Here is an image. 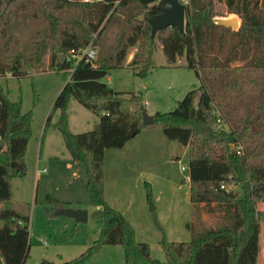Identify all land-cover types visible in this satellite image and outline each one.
Masks as SVG:
<instances>
[{
    "label": "trees",
    "instance_id": "1",
    "mask_svg": "<svg viewBox=\"0 0 264 264\" xmlns=\"http://www.w3.org/2000/svg\"><path fill=\"white\" fill-rule=\"evenodd\" d=\"M160 1L0 0V80L9 74L20 79L31 72L75 67L54 103L53 111H61L55 126L73 160L84 164L93 215L104 221L99 240L78 257L63 263L43 259L40 264H84L101 245H121L125 264H259L264 224V0H219L240 17L237 29L215 21L219 13L214 0H190L186 30L168 27L152 38L148 17L160 12ZM133 11H144L145 22H137ZM115 26L120 32L112 53L102 45L94 63L82 60L75 65L69 58L72 49L85 48L92 40L97 44ZM157 43L168 64L184 57L181 65L196 71L201 86L190 90L174 110L156 112L155 122L159 118L164 135L189 150L195 217L201 205L207 211H223L219 227H203L199 215L196 222H188L187 228L196 232L190 241L164 237V261L152 256L150 245L136 239L129 219L107 202L104 171L107 149L124 147L150 126L143 123L141 95L116 91L104 78L125 67L128 50L137 45L128 65L136 75L147 76L155 68ZM59 54L65 55L61 62ZM122 93L132 98L118 97ZM72 97L99 116L96 130H69ZM32 121L33 111L24 112L22 100H12L0 81V154H6L5 159L0 156V205L13 195L12 180L27 173ZM48 201L52 213L65 207L55 198ZM29 222L28 216L0 207L4 264H25Z\"/></svg>",
    "mask_w": 264,
    "mask_h": 264
},
{
    "label": "rangeland",
    "instance_id": "2",
    "mask_svg": "<svg viewBox=\"0 0 264 264\" xmlns=\"http://www.w3.org/2000/svg\"><path fill=\"white\" fill-rule=\"evenodd\" d=\"M214 2L219 13L216 18L237 17L241 23L240 17L228 12L223 2ZM133 13L137 14V22L141 21V14L146 18L144 11ZM119 32L118 27H112L98 40V58L102 45L107 52L114 51ZM138 46L128 50L126 62L129 56L133 58ZM179 61L168 64L162 46L157 43L153 55L155 68L147 76L136 75L126 63L125 67L108 74L104 81L116 90L141 95L144 109L149 114L168 113L190 90L201 86L196 71ZM181 61L184 62L185 58L182 57ZM43 66H49L47 57ZM70 74L65 70L39 74L31 72L20 79L10 75L0 80L12 100H22L24 112L33 111L32 135L25 154L27 173L12 180L13 195L0 205L30 219V250L25 264H40L43 259L57 263L74 259L99 240L104 225L103 219L93 215L94 207L85 185V166L73 160L62 133L55 126L61 111H53V106ZM67 119L69 130L73 133L99 127V116L74 97L67 108ZM0 156L6 158L5 153ZM189 162L188 148L164 135L159 118L155 124L143 127L124 147L105 151L107 202L129 219L136 239L147 242L152 256L161 261L165 260L162 239L190 241L196 232L186 225L196 222L198 215L203 227H219L223 222L222 210L207 211L203 205L195 217V206L190 200ZM182 166L186 169L182 170ZM231 186L238 189L236 185ZM48 197L59 200L67 208L89 209L88 221L77 222L48 211L53 207ZM151 203L155 206L154 210H150ZM260 208L264 209V203L260 204ZM261 233L264 247V224L261 225ZM1 260L0 264H4ZM84 264H125L124 249L121 245H101Z\"/></svg>",
    "mask_w": 264,
    "mask_h": 264
},
{
    "label": "water",
    "instance_id": "3",
    "mask_svg": "<svg viewBox=\"0 0 264 264\" xmlns=\"http://www.w3.org/2000/svg\"><path fill=\"white\" fill-rule=\"evenodd\" d=\"M200 8L203 7L199 4ZM160 12L158 14L148 17V23L151 26V36L155 38L159 30L176 27L179 31L184 32L186 30V13L187 7L180 3L179 0H161L158 4ZM145 18L144 14L139 16V20L143 21ZM215 21L219 24L232 27L237 29L240 26L237 17L229 19L215 18ZM64 54H59V62L64 59ZM118 97L130 100L132 95L129 93L119 94ZM155 122V115L149 114L145 109H143V123L145 125H151ZM155 206L151 203L150 210H154ZM55 215H62L75 219L77 222H87L89 219V211L87 209L81 208H67L63 207L57 209Z\"/></svg>",
    "mask_w": 264,
    "mask_h": 264
},
{
    "label": "built area",
    "instance_id": "4",
    "mask_svg": "<svg viewBox=\"0 0 264 264\" xmlns=\"http://www.w3.org/2000/svg\"><path fill=\"white\" fill-rule=\"evenodd\" d=\"M84 1H92V0H84ZM180 3L184 4L186 7H188L190 0H179ZM98 57V50L97 46L94 43V40H92L89 45L85 48L80 49H72L70 51V59L74 60L75 65L78 64L80 61H85L89 63H94V60H96ZM181 61V60H180ZM75 67H72L68 69L67 71L72 73L74 71ZM71 75V74H70ZM186 168L182 166V170H185Z\"/></svg>",
    "mask_w": 264,
    "mask_h": 264
},
{
    "label": "crops",
    "instance_id": "5",
    "mask_svg": "<svg viewBox=\"0 0 264 264\" xmlns=\"http://www.w3.org/2000/svg\"><path fill=\"white\" fill-rule=\"evenodd\" d=\"M131 58L132 57H130L129 56V58H128V62L127 63H129L130 61H131ZM180 62V64L181 63H183L182 61H179ZM31 74V73H30ZM29 74V75H30ZM36 74H39V73H36ZM7 76H10V74L9 75H7ZM6 76V77H7ZM116 90V89H115ZM116 91H120V92H129V91H122V90H116ZM156 113V112H155ZM155 113H152V114H155ZM77 163V162H76ZM84 182H85V180H84ZM85 184H86V182H85ZM88 211H89V209H88ZM89 214H90V212H89ZM3 260V259H2ZM1 260V261H2ZM262 261V262H261ZM2 263V262H1ZM264 264V247L262 246V233H261V251H260V256H259V264Z\"/></svg>",
    "mask_w": 264,
    "mask_h": 264
},
{
    "label": "bare ground",
    "instance_id": "6",
    "mask_svg": "<svg viewBox=\"0 0 264 264\" xmlns=\"http://www.w3.org/2000/svg\"><path fill=\"white\" fill-rule=\"evenodd\" d=\"M94 62H95V60H94Z\"/></svg>",
    "mask_w": 264,
    "mask_h": 264
}]
</instances>
